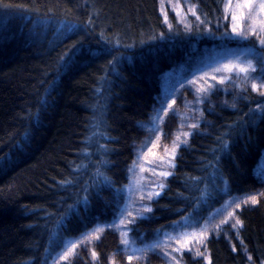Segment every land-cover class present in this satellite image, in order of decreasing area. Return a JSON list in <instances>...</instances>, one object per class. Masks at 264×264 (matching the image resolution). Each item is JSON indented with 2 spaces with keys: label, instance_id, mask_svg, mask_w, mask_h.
<instances>
[{
  "label": "trees",
  "instance_id": "1",
  "mask_svg": "<svg viewBox=\"0 0 264 264\" xmlns=\"http://www.w3.org/2000/svg\"><path fill=\"white\" fill-rule=\"evenodd\" d=\"M192 1L205 26H184L174 12L165 23L160 0H0V264H50L69 240L115 219L163 74L230 31L227 0ZM67 22L77 30L69 32ZM116 39L123 55L114 72L109 61L118 52L107 41ZM243 43L264 54L257 40ZM256 66L258 76V58ZM244 77L205 97L198 127L134 234L203 222L229 198L263 188L264 118L249 110L264 104V87L254 91ZM165 126L170 139L176 119ZM97 169L114 188L97 191ZM258 199L236 211L242 227L224 225L206 238L207 257L185 252L183 264H262L264 195ZM119 248V234L107 229L95 256L81 247L59 264H111L112 255L128 264ZM149 257L148 264L162 261L158 253Z\"/></svg>",
  "mask_w": 264,
  "mask_h": 264
},
{
  "label": "rangeland",
  "instance_id": "2",
  "mask_svg": "<svg viewBox=\"0 0 264 264\" xmlns=\"http://www.w3.org/2000/svg\"><path fill=\"white\" fill-rule=\"evenodd\" d=\"M189 5L196 6L194 10L200 17L199 20L189 11ZM160 10L164 18L165 14L167 15V20L169 19V13L174 12L178 20L187 27L192 24L206 25V22L198 12L197 5L192 0H160ZM235 11V0H233V7L226 10V14L229 15L227 22L229 23L230 31L231 13ZM201 20L204 23H201ZM243 26L247 29L251 25L249 21L245 20ZM257 27H259L258 23ZM215 37H217L219 42L215 43L212 47L204 48L202 51L194 53L184 64L178 65L163 74L161 93L149 120L141 124L145 136L136 145L135 159L129 167V181L115 219L108 224H97L92 229L69 240L61 251L54 256L50 264L70 261L79 253L81 247H86L92 254L94 252V243L107 229L115 230L119 234L120 248L118 253L123 256L128 264H148L150 263L149 256L153 252L158 253L162 258L159 264H174L171 257L165 254L163 247L165 241L168 245L167 251L175 255L179 264H183L182 257L185 252L196 254L198 249L199 252L204 253L203 257H207L205 242L204 244H199L195 240L180 238L181 244L178 245L175 239H167L165 234H167V237H177L179 232L186 231L191 233L194 229H201L205 222H207V238L210 234L218 231L215 225L221 224V221L227 219L228 212L235 208L236 203L241 202L243 198L249 195L264 193L263 183L261 190L229 198L227 202L203 222L183 221L176 224L173 228L157 233L152 237H146L143 233L138 235L133 233L134 224L148 213L143 206L150 207L151 201L156 197L154 195L152 199H147L148 193H160L162 188L159 185L163 184L164 187L166 178L169 176H161L160 173H171L179 147L188 141L190 134L195 129L191 125H198L201 121L203 116L202 105L205 97L216 87L230 83L237 74L242 77L245 76L243 73H239L238 69L228 72L223 69V65L230 61L240 63L246 59H252L253 63L256 64L257 57H253L248 53L247 49L249 47L247 43L244 45L243 40H240L235 34L232 35L231 39L223 37L221 32L218 36L216 34ZM252 38L255 41L257 40V36H248V40ZM238 41L240 42L237 43ZM257 53L260 54L258 51ZM218 67L221 68V71H216ZM250 75L252 77L257 76L255 73H250ZM213 76L216 77L215 80L212 79ZM221 76L230 77V79H225V83L221 84ZM255 83L260 87H264L262 80H256ZM198 101L203 102L198 103ZM168 105L171 107H167ZM172 117L176 119V128L173 132V137L171 136L169 139L165 124ZM186 133L188 135H185ZM153 144L156 147H153ZM176 145L179 146L177 147ZM173 149H175L174 155ZM262 168H264V154L258 164L257 173ZM260 196L262 195H259L258 198ZM243 205L247 204H241V206ZM238 209L235 208V215ZM121 219L124 221L123 224L120 223ZM231 223L232 221L229 220L228 224L230 225ZM182 224L190 226L181 229L180 225ZM224 225L226 224H221V227ZM124 240L129 242L128 245L123 243ZM157 243L161 244L162 247H152V245ZM184 243H187L188 247L181 248L180 252L174 251L175 248L181 247ZM134 248L141 249V251L134 252ZM65 254H68L67 259H64ZM129 256L132 257L131 260L128 259ZM117 259V255H112L111 264H121Z\"/></svg>",
  "mask_w": 264,
  "mask_h": 264
},
{
  "label": "snow or ice",
  "instance_id": "3",
  "mask_svg": "<svg viewBox=\"0 0 264 264\" xmlns=\"http://www.w3.org/2000/svg\"><path fill=\"white\" fill-rule=\"evenodd\" d=\"M195 7H196L195 5H189V11L192 13V15L196 16L197 20H199L200 17L196 14V12L194 10ZM232 7H233V0H227L226 10L230 9ZM235 8H236V11L231 13V31L230 32L225 31V32L221 33V35L227 39H231L232 35L235 34L236 37H238L240 40H243V41H247L249 35L257 36V41H258L259 45L261 47H264V0H235ZM162 11H163V9H162ZM224 19L228 20L229 15L226 14L224 16ZM245 20L249 21V23L251 25L247 29L243 26V22ZM200 22L204 23V21H202V20ZM165 23H167V15L166 14H165ZM257 23L259 24V27H257ZM91 25H92V20H91V18H89L87 25L85 27L91 26ZM65 26L69 32L76 31L78 28L77 25H75L71 22H67ZM168 27L171 28V24H168ZM206 31L208 33L212 34L211 27L206 28ZM102 35L103 34L101 33V36ZM107 43L113 45V49H115L118 52V55H114L112 60L109 61V64L112 65L113 71L116 72L117 71L116 65H118L120 63V57L123 55V53H119L118 47H117V46H120L121 42L119 39H116L115 41L108 40ZM130 46H134V45H123V47H130ZM72 47L75 48L76 45H73ZM113 49H105V51L108 54H111ZM247 51L251 56L257 57L259 60V75L258 76L252 77L250 75V73H255L257 71V66H256V64L253 63L252 59H246V60L241 61L240 63H233L230 61V62L223 65V69L227 70L228 72H231L233 70L238 69L239 73H243L245 75L246 79L252 80L251 87L255 91V90H258V85L255 83V81L256 80L264 81V54L257 53L256 47L254 44L251 45L247 49ZM77 52H79V49H77ZM91 54L93 56L99 55V53L96 51H92ZM61 59L63 60V56L61 57ZM237 59H239V58H237ZM244 65H246V66H244ZM63 66H66V65H63ZM216 71H221V68L218 67L216 69ZM212 79L215 80L216 77L213 76ZM225 79H230V77L221 76L220 77V83L221 84L225 83ZM260 95L264 96V92H261ZM202 102L203 101H198V103H202ZM40 103L46 105L47 101H46V99L42 98ZM173 103H175V101H173ZM232 106L235 107L234 104ZM167 107H171V106L168 105ZM249 111L253 112L254 115H259L261 118H264V104H262V103H257L256 109L255 110L250 109ZM191 127L196 128V127H198V125L193 124V125H191ZM185 135H188V133H186ZM217 139L221 140L220 137H217ZM221 144L223 146L221 149L222 151L227 149V141L221 140ZM176 146L178 147L179 145H176ZM101 147H104V146L102 145ZM153 147H156V145L153 144ZM174 151H175V149H173V155H174ZM213 151H215V149H213ZM215 159H216V161H219V156H216ZM104 163H107V161H104ZM97 174H98V176L103 177V180H101L100 184L97 185V191L99 190V187L101 185H104V184H107L108 186L113 187V188L115 187L114 184H111L109 182V178L107 176H104L103 173L99 172V169H97ZM160 175L161 176H167V175H170V173L161 172ZM257 175H258V178L261 180V182L264 183V168H262L257 173ZM195 179H199V178H195ZM225 183H226V181H225ZM159 187L163 188V184L159 185ZM84 191L87 192L88 189L85 188ZM116 192L119 193L120 190L116 189ZM154 195L158 196L159 192H155V193L149 192L146 198L152 199ZM259 195H264V193H260L257 195H249V196L243 198L241 200V202L235 204V208H240L241 204H249V203H251L253 205L258 204L259 203V199H258ZM202 196L206 197L207 193L206 192L202 193ZM83 199L86 201L87 196H85ZM69 207H72V206H69ZM143 207L145 208L146 211L151 212V208L149 206L144 205ZM235 208L232 211L228 212L227 219L221 221V224H228L229 220H231L232 223L230 224V227L232 229H239L240 227L243 226V222L239 219L238 216L235 215ZM185 219H187V218H185ZM130 222H134V221H130ZM120 223L121 224L124 223L123 219L120 220ZM174 223H178V222H174ZM221 224L215 225V228L217 230H219L221 227ZM189 226L190 225L182 224V225H180V228L185 229ZM206 232H207V222H205L204 226L201 229H198V230L194 229L191 233L186 232V231H181L178 233L177 237H167V234H165V235H166L167 239H175L176 243L178 245L181 244L180 238H184L185 240H195L199 244H204V242L206 240ZM123 243L125 245H128L129 242L127 240H124ZM152 247L158 248V247H162V245L157 243L155 245H152ZM163 247L165 249V254L171 257V260L174 262V264H179V261L176 259L175 255H172L171 252L167 251L168 245H167L166 241H165ZM184 247H188V244L184 243L181 245V247L175 248L174 251L180 252L181 248H184ZM233 249H234V246H233ZM133 251L134 252L135 251H141V249H135L134 248ZM92 254H93V256H95V252H93ZM196 254L199 256L204 255V253L199 252L198 249H197ZM67 258H68V254H65L64 259H67ZM128 259L131 260L132 257L129 256ZM249 259H251V257H249ZM209 264H211L210 261H209ZM262 264H264V262H262Z\"/></svg>",
  "mask_w": 264,
  "mask_h": 264
}]
</instances>
